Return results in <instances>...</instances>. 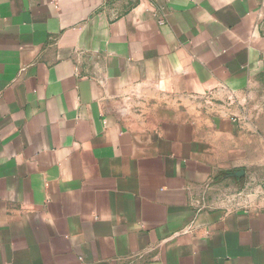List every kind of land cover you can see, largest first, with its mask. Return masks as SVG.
I'll list each match as a JSON object with an SVG mask.
<instances>
[{"label":"crops","instance_id":"0c3cea01","mask_svg":"<svg viewBox=\"0 0 264 264\" xmlns=\"http://www.w3.org/2000/svg\"><path fill=\"white\" fill-rule=\"evenodd\" d=\"M264 0H0V264H264Z\"/></svg>","mask_w":264,"mask_h":264},{"label":"built area","instance_id":"2783aa9c","mask_svg":"<svg viewBox=\"0 0 264 264\" xmlns=\"http://www.w3.org/2000/svg\"><path fill=\"white\" fill-rule=\"evenodd\" d=\"M261 199H262V204H263V208H264V191H263V193L261 194Z\"/></svg>","mask_w":264,"mask_h":264}]
</instances>
